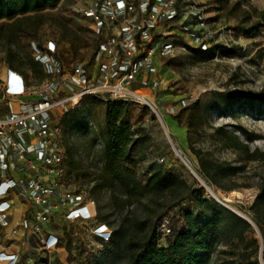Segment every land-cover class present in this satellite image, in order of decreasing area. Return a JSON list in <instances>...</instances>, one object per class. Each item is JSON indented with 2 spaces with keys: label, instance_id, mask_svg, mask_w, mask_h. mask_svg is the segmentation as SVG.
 Listing matches in <instances>:
<instances>
[{
  "label": "rangeland",
  "instance_id": "obj_1",
  "mask_svg": "<svg viewBox=\"0 0 264 264\" xmlns=\"http://www.w3.org/2000/svg\"><path fill=\"white\" fill-rule=\"evenodd\" d=\"M197 1L204 9L207 24L216 32L211 48L198 52L185 34L171 36L168 39L173 42L172 52L157 59V85L154 86L155 77L148 76L150 83L141 93L151 102L129 101L126 118L145 138L139 178L144 180L147 167L156 162L167 173L179 176L189 185L204 187L206 198L225 202L252 223L251 236L257 239L259 245V264H264V235L253 221L250 210L264 174V164L250 160L246 154L231 148L216 131L217 127L234 131L241 141L248 143L251 150L258 149L264 153V106L257 104L251 108L245 105L230 109L221 105L223 100L220 96L234 93L250 98L264 93V24L248 31L252 23L259 19L264 0ZM90 2L61 0L55 7L43 10L47 21L37 34L21 36L10 47L0 44V77L7 68H11L8 63L10 50L18 59L25 61L31 55L32 42L43 45L47 40L55 41L58 55L67 66L75 62L91 65L97 37L92 30V20L85 14ZM21 70L27 73L30 84L40 83L45 77L43 72L44 77L39 79L27 65L17 71ZM107 101L104 97L92 95L83 97L81 101L96 130L71 134L62 127L61 132L65 153L64 172L61 175L65 177L71 173V180L65 186L72 193H87L94 199L95 207L91 209L93 217L67 219L66 210L57 208L46 227L48 232L59 238L58 246L51 253L28 249L26 240L32 245L35 243L25 229L11 240L3 242L0 237L1 245L10 249L20 248L18 264H91L92 255L103 254L109 239L101 237L97 227L105 224L106 231L112 233L120 216L112 203V191L102 187L95 176L103 165V150L99 149L97 140L103 138L105 132ZM192 105H196L195 108L191 109ZM216 105H220V108H216ZM173 107H177V111H173ZM195 112L202 116L205 123L202 128L189 132L187 121L190 114ZM64 113L58 114L60 125ZM240 129H244L251 139ZM191 145L207 152L213 160L230 162L242 169L230 179H222L220 185L212 184L201 174ZM229 186L235 188L227 190ZM244 189L252 191L246 199L229 196L230 191ZM147 201L148 197L142 202L134 201L131 209L140 214L143 203ZM181 206H190V201L184 200ZM181 206L170 209L167 216L174 235L182 226ZM100 215L107 216L108 221H101Z\"/></svg>",
  "mask_w": 264,
  "mask_h": 264
},
{
  "label": "built area",
  "instance_id": "obj_2",
  "mask_svg": "<svg viewBox=\"0 0 264 264\" xmlns=\"http://www.w3.org/2000/svg\"><path fill=\"white\" fill-rule=\"evenodd\" d=\"M85 14L98 39L91 65L67 66L55 41L47 40L31 46L45 73L40 83L30 84L28 76L12 68L0 77V237L11 240L25 229L35 243L26 240L27 248L45 253L58 246L59 238L46 230L57 208L66 210L67 219H91L95 207L89 194L65 186L71 173L61 175L65 153L59 112L79 107L87 95L148 103L141 93L150 83L147 77L157 74L158 57L174 48L168 38L183 33L204 51L215 41L197 0H91ZM86 121L96 130L89 115ZM97 141L103 150L102 139ZM97 229L109 239L105 224ZM159 230L163 238L172 235L167 217ZM19 257L20 248L0 244V262L18 264Z\"/></svg>",
  "mask_w": 264,
  "mask_h": 264
},
{
  "label": "trees",
  "instance_id": "obj_3",
  "mask_svg": "<svg viewBox=\"0 0 264 264\" xmlns=\"http://www.w3.org/2000/svg\"><path fill=\"white\" fill-rule=\"evenodd\" d=\"M60 1L0 0V44L10 47L21 36L37 34L47 21L43 10L55 7ZM259 14V19L248 31L264 24V9ZM97 45L98 39L92 58ZM196 51L206 52L200 48ZM8 63L17 70L27 65L39 79L44 77L41 65L31 55L23 61L10 50ZM21 72L28 76L25 71ZM220 96L221 105L230 109L245 105L251 108L257 104L264 106V93L250 98L234 93ZM129 105V101L115 100H108L105 104V132L103 138L99 137L103 141V165L95 176L102 187L112 191V203L120 216L103 254L92 255L91 264H259V245L251 236L252 223L220 205L215 198H206L204 187L189 185L179 176L167 173L156 162L147 167L144 180L139 178L145 138L126 118ZM195 106L192 105L191 109ZM216 108L219 109L220 105ZM86 115L82 104L66 111L60 118L64 131L71 134L87 132ZM204 123L198 112L191 113L187 121L189 132L202 128ZM216 131L231 148L264 164V153L251 150L236 132L224 127H217ZM239 131L251 139L244 129ZM190 148L198 159L201 174L212 184L220 185L222 179H230L242 169L230 162L213 160L207 152L192 145ZM234 188L229 186L227 190ZM146 197L148 201L143 203L140 214L131 209L134 201L142 202ZM184 200H189L190 206H181ZM176 206H181L182 226L175 235L172 233L163 238L159 230L161 220ZM263 207L264 174L250 207L252 219L264 235ZM99 218L108 221L107 216L100 215Z\"/></svg>",
  "mask_w": 264,
  "mask_h": 264
},
{
  "label": "bare ground",
  "instance_id": "obj_4",
  "mask_svg": "<svg viewBox=\"0 0 264 264\" xmlns=\"http://www.w3.org/2000/svg\"><path fill=\"white\" fill-rule=\"evenodd\" d=\"M143 97L147 98V96H143ZM251 193H252V191L250 189H244L242 191L233 190V191H230L229 196L240 198V199H246L251 195ZM91 212H92V210H91Z\"/></svg>",
  "mask_w": 264,
  "mask_h": 264
},
{
  "label": "water",
  "instance_id": "obj_5",
  "mask_svg": "<svg viewBox=\"0 0 264 264\" xmlns=\"http://www.w3.org/2000/svg\"><path fill=\"white\" fill-rule=\"evenodd\" d=\"M216 200H217V201L219 202V204L222 205L223 207H225V208H227V209H229V210L235 212L236 214H238L239 216H241L242 218H244V219L247 220V218H245L243 215H241L240 213H238V212H236L235 210L231 209V208H230L225 202L220 201V200H218V199H216Z\"/></svg>",
  "mask_w": 264,
  "mask_h": 264
},
{
  "label": "crops",
  "instance_id": "obj_6",
  "mask_svg": "<svg viewBox=\"0 0 264 264\" xmlns=\"http://www.w3.org/2000/svg\"><path fill=\"white\" fill-rule=\"evenodd\" d=\"M25 75V74H24ZM0 264H4V262H0Z\"/></svg>",
  "mask_w": 264,
  "mask_h": 264
}]
</instances>
